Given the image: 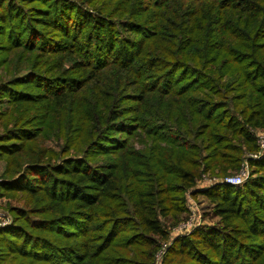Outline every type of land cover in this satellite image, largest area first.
<instances>
[{
  "label": "trees",
  "instance_id": "trees-1",
  "mask_svg": "<svg viewBox=\"0 0 264 264\" xmlns=\"http://www.w3.org/2000/svg\"><path fill=\"white\" fill-rule=\"evenodd\" d=\"M0 129V264H152L189 190L162 264H264V159L197 183L264 129V0H0Z\"/></svg>",
  "mask_w": 264,
  "mask_h": 264
},
{
  "label": "rangeland",
  "instance_id": "rangeland-1",
  "mask_svg": "<svg viewBox=\"0 0 264 264\" xmlns=\"http://www.w3.org/2000/svg\"><path fill=\"white\" fill-rule=\"evenodd\" d=\"M252 134L254 135L255 139H256V150L255 151H250L248 149L244 148V153H243V159L241 162V168L238 171H229L227 175L224 176H235L237 175L240 170L242 169L243 165L246 163L249 164V166L247 167V170L249 172V178L252 175V172L254 170V168H252L251 164L254 161H261L262 159H264V150L259 147L258 145V135L259 133H264V129H252ZM1 132V129H0ZM50 146H54L53 142H49ZM254 156H261L260 159L255 160ZM244 165V166H245ZM5 166L6 163L0 159V180L4 179L3 174H4V170H5ZM224 177H222L221 175H219L218 173L216 174H212L210 172L205 173V177L202 178V180L198 181L197 183H199V189H203L201 188L202 185L204 183H207L209 181H213V180H220ZM248 178V179H249ZM185 199H186V207L188 209L186 216L183 218V220L181 222H179L178 224H176L175 226H171V222L170 220L166 221L167 226H168V230H169V236L167 240H163L161 238H159V245L158 248L154 254V258H153V263L152 264H162L163 261V257L165 255V253L162 255L161 254V250L165 245L170 246L171 242L176 239L174 238L173 234L176 232L177 235H180L182 232L181 229L179 230H175V228H177L181 223L184 224L188 221V218L192 219L194 218V222L195 224L197 223H203V225H214L215 223H217L219 220L217 218H214V216H212V205L210 204V202L208 200H206L205 197L203 196H194V194H192L190 192V190L188 192H186L185 194ZM10 204L14 205L15 202L14 201H10L9 197H5V196H0V222L3 220H8L9 221V226L12 225L14 223V216L13 213L10 210ZM20 204L22 205V203H18L16 202V205ZM189 206L191 208V211L189 210ZM1 228V227H0ZM181 230V231H180ZM185 231V230H184ZM168 250V248H167Z\"/></svg>",
  "mask_w": 264,
  "mask_h": 264
},
{
  "label": "built area",
  "instance_id": "built-area-1",
  "mask_svg": "<svg viewBox=\"0 0 264 264\" xmlns=\"http://www.w3.org/2000/svg\"><path fill=\"white\" fill-rule=\"evenodd\" d=\"M258 145H259V147H261L264 150V133H259V135H258ZM254 157H255V160H258V159L261 158V156H254ZM244 165H243L242 169L240 170V172L237 175H235V176H229V177H225V178L220 179V180L209 181V182L201 184V185H202L203 188L210 187V186H212L214 184H217V183H226V184L235 185V186L242 185L249 178V172L247 170V167L249 166V164L246 163L247 167H246V165L245 166ZM189 210L191 211L190 206H189ZM190 218H188V221L186 223H184V224L181 223L177 228H175V230L181 229L183 233H181L180 235H177L176 232H175L173 234L174 238L188 235V234L192 233L195 229H197V228H199L200 226L203 225V223L202 224L201 223L195 224L194 218H192V219H190ZM8 224H9L8 220H3V221L0 222V226L1 227H4V226H6ZM167 248H168V245H165L162 248V250H161V254L162 255L164 253H166Z\"/></svg>",
  "mask_w": 264,
  "mask_h": 264
}]
</instances>
